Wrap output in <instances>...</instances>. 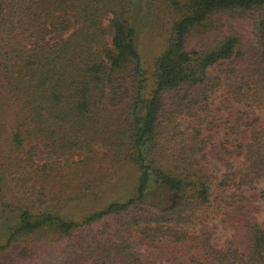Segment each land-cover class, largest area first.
Wrapping results in <instances>:
<instances>
[{"label":"trees","instance_id":"trees-1","mask_svg":"<svg viewBox=\"0 0 264 264\" xmlns=\"http://www.w3.org/2000/svg\"><path fill=\"white\" fill-rule=\"evenodd\" d=\"M145 1L0 0V264H264V0Z\"/></svg>","mask_w":264,"mask_h":264},{"label":"rangeland","instance_id":"rangeland-1","mask_svg":"<svg viewBox=\"0 0 264 264\" xmlns=\"http://www.w3.org/2000/svg\"><path fill=\"white\" fill-rule=\"evenodd\" d=\"M161 13L159 15H156L154 12H150L147 9L146 1L145 0H133V7H132V25L135 28V36L134 40L135 43L138 46V49L141 53L142 60L145 65L152 63L153 59L158 55V53L163 49L164 47V35H163V29L161 26V20H162ZM160 18V19H159ZM107 21H105L106 23ZM217 102V99L215 100ZM264 123V113L263 111L259 110L257 112ZM97 159L92 164L93 171L95 170L96 173L99 175V171H104L107 169V167L115 166L111 164L109 155L105 154V150L102 147H97L96 150ZM107 155V156H106ZM207 157L210 162L211 169L216 173L220 174L222 172V167L219 164V162L216 159L215 151L209 150L207 152ZM63 166V165H60ZM73 166V165H71ZM41 167V166H40ZM67 170L65 169V165L62 169L61 173H65ZM32 177L24 176V180H28L26 183H22V190L25 189V187H28L32 183L31 179ZM51 181L56 180L58 177L55 175V172H52L50 176H48ZM69 178H64V180H68ZM125 182L127 179H129L126 176H123L122 178ZM21 182H19L20 184ZM257 188L259 191L264 190V183L260 182L257 185ZM151 199L156 202V196L154 193L151 194ZM94 198L96 196L94 195ZM98 199L99 201L103 200ZM257 206L259 207V211L256 212L257 219L259 221L264 220V199L258 200L255 202ZM215 224V227L213 230V239L214 242L217 244L223 243L226 239L230 237L232 234V231L223 223H220L218 221L212 222Z\"/></svg>","mask_w":264,"mask_h":264}]
</instances>
